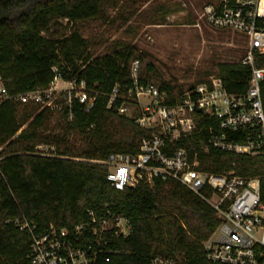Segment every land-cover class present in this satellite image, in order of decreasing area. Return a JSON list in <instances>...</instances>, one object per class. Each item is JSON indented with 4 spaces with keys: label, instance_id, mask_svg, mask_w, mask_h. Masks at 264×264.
Listing matches in <instances>:
<instances>
[{
    "label": "trees",
    "instance_id": "1",
    "mask_svg": "<svg viewBox=\"0 0 264 264\" xmlns=\"http://www.w3.org/2000/svg\"><path fill=\"white\" fill-rule=\"evenodd\" d=\"M105 11V0H0V75L10 93L46 89L59 75L63 81L84 82L95 94L88 112L75 99L69 106L61 99L60 110L37 103L0 105V264L26 261L28 234L15 220L43 232L50 225L70 228L83 222L89 210L122 215L131 228L129 236L114 242L119 252L103 264H148L156 254L180 264H221L209 261L201 244L219 220L200 196L174 181H141L116 190L106 180L108 168L99 161L111 153L136 154L142 139L155 131L135 123L138 113H118L119 99L108 108L112 88L118 86L125 97L134 87L131 73L137 62L138 85L153 84L171 98L174 92L135 44L117 39L96 52L102 41L85 37L81 28L102 19ZM164 17L154 23L163 24ZM256 64L263 65L264 57H257ZM250 73L241 61L216 65L225 89L237 94L246 91ZM261 99L264 106V80ZM218 133L217 119L199 118L196 129L175 145L201 171L258 177L264 203V156L214 149L208 139ZM227 136L239 142L245 138L238 131ZM40 145L52 150L39 153Z\"/></svg>",
    "mask_w": 264,
    "mask_h": 264
},
{
    "label": "built area",
    "instance_id": "2",
    "mask_svg": "<svg viewBox=\"0 0 264 264\" xmlns=\"http://www.w3.org/2000/svg\"><path fill=\"white\" fill-rule=\"evenodd\" d=\"M201 17L208 26L241 34L247 44L241 60L251 68L248 87L244 93L229 92L217 75L209 76L181 94L170 97L167 91L153 84L138 85L134 62L131 77L134 87L121 96L118 86L108 95L111 107L119 99L116 110L129 114L134 107L135 123L154 129L149 138L142 139L136 154L111 153L103 161L108 171L106 180L116 190L135 188L141 181L151 183L174 181L205 200L216 212L219 223L201 244L209 261L221 264H264V203L260 199L258 177L245 178L233 171L211 173L197 169L184 148L175 142L191 134L199 118H215L220 133L213 134L208 144L214 149L231 151L251 157L264 156V106L261 83L264 64V0H211L203 6ZM257 57H256V56ZM56 72V69H52ZM64 86L58 88L57 82ZM69 106L73 99L84 105V112L93 106L95 94L84 82L63 81L56 75L46 89L10 93L0 75V105L5 102L37 103L60 110V100ZM70 117V115H69ZM227 131L245 134L243 142L229 140ZM39 153L48 154L45 146ZM21 232L28 234V253L23 264H103L119 250L114 242L130 235L128 220L109 210L87 212V220L70 228L50 225L38 231L35 224L14 221ZM148 264H180L174 257L156 254Z\"/></svg>",
    "mask_w": 264,
    "mask_h": 264
},
{
    "label": "rangeland",
    "instance_id": "3",
    "mask_svg": "<svg viewBox=\"0 0 264 264\" xmlns=\"http://www.w3.org/2000/svg\"><path fill=\"white\" fill-rule=\"evenodd\" d=\"M105 2L104 17L83 23L82 34L102 41L97 53L117 39L135 44L175 94L216 75L218 63L241 61L246 53V40L241 34L212 28L204 21L201 14L206 0ZM163 15V24L154 23ZM57 86L64 84L59 80ZM128 111L132 115L137 113L132 106Z\"/></svg>",
    "mask_w": 264,
    "mask_h": 264
}]
</instances>
